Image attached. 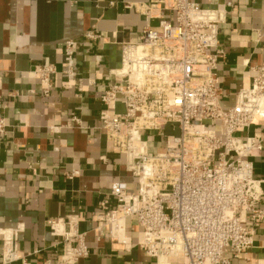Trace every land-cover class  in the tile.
I'll return each instance as SVG.
<instances>
[{"label": "built area", "instance_id": "built-area-1", "mask_svg": "<svg viewBox=\"0 0 264 264\" xmlns=\"http://www.w3.org/2000/svg\"><path fill=\"white\" fill-rule=\"evenodd\" d=\"M98 1L141 13L145 26L137 41L120 44V65L109 75L121 81L100 96L105 109L99 130L125 156L133 191L124 181L111 184L94 215L97 239L108 237L125 252L138 247L156 264L176 258L182 264H231L253 248L255 230L264 224L262 182L253 167L262 138L237 135L264 120V62L252 68L250 85L239 90L234 105L223 108L216 73L224 56L219 26L232 0H224L222 9H204L197 0ZM84 40L96 43L101 33L93 27ZM76 49L75 41L64 42L61 89L79 93L84 79ZM32 73L48 97L56 68L38 65ZM119 104L122 112L115 111ZM2 109L0 101V139L8 127ZM71 121L79 127L78 117ZM148 133L160 137L157 150H150ZM128 220L141 229L137 244L126 234ZM78 223L77 213L48 220L60 248L54 260L38 264H77L89 256ZM23 229L21 223L0 229V264H31L18 253Z\"/></svg>", "mask_w": 264, "mask_h": 264}, {"label": "crops", "instance_id": "crops-1", "mask_svg": "<svg viewBox=\"0 0 264 264\" xmlns=\"http://www.w3.org/2000/svg\"><path fill=\"white\" fill-rule=\"evenodd\" d=\"M148 2L149 0H128ZM204 9H222L224 0H197ZM219 26L216 73L223 108L234 105L239 90L250 85L252 68L264 62V0H232ZM156 21H151L155 25ZM145 26L141 13L98 0H0V101L8 125L0 139V229L21 223L18 253L31 264L55 259L60 238L50 235L47 222L79 216V232L86 233L89 256L77 264H156L135 247L128 252L108 237L97 239L93 230L98 203L107 198L115 181H132L125 156L99 130L100 101L107 85L121 78L109 75L120 65L122 42L137 41ZM97 28L101 40L87 43L84 33ZM77 43L75 64L84 79L82 91L61 89L64 42ZM99 57V61H96ZM52 64L58 74L44 97L32 73L38 65ZM122 112V105H116ZM79 118V127L71 119ZM259 134L262 150L253 159L254 177L262 182L264 208V120L237 135ZM150 150L161 146L148 133ZM126 234L137 244L142 233L131 220ZM1 252V239H0ZM171 264H182L172 259ZM231 264H264V224L255 230L254 246Z\"/></svg>", "mask_w": 264, "mask_h": 264}]
</instances>
